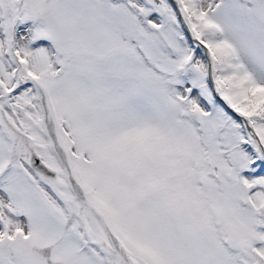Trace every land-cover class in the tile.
Instances as JSON below:
<instances>
[{
    "label": "snow or ice",
    "instance_id": "1",
    "mask_svg": "<svg viewBox=\"0 0 264 264\" xmlns=\"http://www.w3.org/2000/svg\"><path fill=\"white\" fill-rule=\"evenodd\" d=\"M0 264H264V0H0Z\"/></svg>",
    "mask_w": 264,
    "mask_h": 264
}]
</instances>
